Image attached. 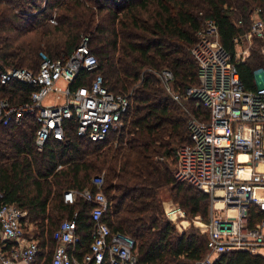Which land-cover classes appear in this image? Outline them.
<instances>
[{
	"label": "trees",
	"instance_id": "16d2710c",
	"mask_svg": "<svg viewBox=\"0 0 264 264\" xmlns=\"http://www.w3.org/2000/svg\"><path fill=\"white\" fill-rule=\"evenodd\" d=\"M256 10L264 21V0H0V72L19 67L36 73L41 53L66 60L88 37L98 68L81 69L70 88L90 86L100 73L110 92L133 93L124 126L113 133L111 143L112 133L105 141L79 137L73 118L64 122L63 140L50 138L38 151L35 115H25L20 124L0 122L1 201L27 211L30 233L40 248L36 264H50L57 245L53 232L74 213L80 241L68 251L81 261L90 253L95 204L80 193L96 192L92 179L99 175L108 202L102 221L111 233L132 238L139 264H196L206 255V234L195 229L177 233L165 217L159 192L169 187L188 216L207 220L209 195L177 181L174 171L178 149L189 141L188 120H207L209 112L195 98L174 101L154 71H171L174 90L181 93L199 85L191 48L206 16L216 20L219 41L244 89L255 90L264 56L254 51L237 60L234 38L250 30ZM36 90L18 80L0 83V100L30 103ZM69 190L77 193L72 204L63 200ZM101 264H109L108 259ZM212 264H264V258L233 250Z\"/></svg>",
	"mask_w": 264,
	"mask_h": 264
},
{
	"label": "built area",
	"instance_id": "2783aa9c",
	"mask_svg": "<svg viewBox=\"0 0 264 264\" xmlns=\"http://www.w3.org/2000/svg\"><path fill=\"white\" fill-rule=\"evenodd\" d=\"M51 22L56 23L54 19ZM245 35L234 38L236 45L242 43ZM195 36L191 54L197 63L199 85L181 93L174 90L171 71L162 70L159 79L174 101L195 98L209 112L207 120L202 116L188 120L189 141L178 149L174 171L177 181L192 184L210 198L207 220L199 222L207 236V253L196 264H212L221 254L233 250L264 258V85H257L255 90L244 89L230 53L219 41L215 19L206 18ZM251 36L264 38L259 10L251 16L247 37ZM239 56L244 61L248 54L243 51ZM40 58L36 73L19 67L0 72L2 85L18 80L38 87L32 92L30 103L12 105L6 99L0 100V122L20 124L25 115H35L38 151L50 138L63 140L64 122L73 118L77 121V135L95 142L105 141L110 133L123 128L132 90L110 92L100 73L95 74L90 86L70 88L81 69L92 72L98 68L88 37L66 60L50 59L44 53ZM49 92H55L58 99L64 96V103L43 105ZM92 183L96 192L85 189L80 193L87 202L95 204L91 211L95 226L90 253L77 262L68 251L69 245L80 241L74 213L53 232L57 245L50 264H101L105 258L109 264H139L132 238L111 233L102 221L108 206L102 191L104 176L94 177ZM76 194L65 191L64 202L74 203ZM165 213L172 221H181L184 216L179 206H169ZM29 226L27 211L1 201L0 195V264H36L40 248Z\"/></svg>",
	"mask_w": 264,
	"mask_h": 264
},
{
	"label": "rangeland",
	"instance_id": "374dc122",
	"mask_svg": "<svg viewBox=\"0 0 264 264\" xmlns=\"http://www.w3.org/2000/svg\"><path fill=\"white\" fill-rule=\"evenodd\" d=\"M205 17L203 18L202 24L204 22ZM249 31L246 33V35L243 34L245 36L243 38L242 43L236 45V54L238 53L236 55V59L237 60L240 59L239 54H241L243 51H246V54H248V56L244 60H246L248 57H250L251 53H253L254 51H258L259 53H261L264 56V45H263L264 42L260 41L259 39H257L254 36H251V37L248 38L247 35L249 34ZM258 42H259V44H258ZM161 71H159V72L154 71V73H155V75L157 77H159V73ZM256 74H257V77H258L257 85L264 84V70L263 69H259V70L256 71ZM64 100H65L64 96L61 95V97L58 99L57 98V94L55 92H49L44 97V99L42 101V104L45 105V106L54 105V104H61V103H64ZM116 133H119V132H115L114 134H116ZM109 137H110L109 140H110V143H111V140L113 139V133ZM260 168H262V167H260ZM159 199H160V201L162 203L164 212H165V209H167L169 206H179V204L175 203L174 200L171 198L169 187H164V188H162L160 190ZM209 205H210V198H209ZM183 213H184V216L180 218L181 221H175V220L172 221V220H170V218L165 213V217L174 224L177 233L182 234L185 231H190V229H195L199 233L205 234L202 231V228L204 226L201 225V223H199V222L204 223L206 221L204 218H201V217L200 218L190 217V216H188L185 213L184 210H183ZM198 226L201 227V228H199Z\"/></svg>",
	"mask_w": 264,
	"mask_h": 264
},
{
	"label": "crops",
	"instance_id": "0c3cea01",
	"mask_svg": "<svg viewBox=\"0 0 264 264\" xmlns=\"http://www.w3.org/2000/svg\"><path fill=\"white\" fill-rule=\"evenodd\" d=\"M32 228H33V225L30 223V226L28 227V230H29V232H31L32 233ZM72 255V254H71ZM73 257H74V259L77 261V262H80L81 260H79L76 256H74V255H72Z\"/></svg>",
	"mask_w": 264,
	"mask_h": 264
}]
</instances>
